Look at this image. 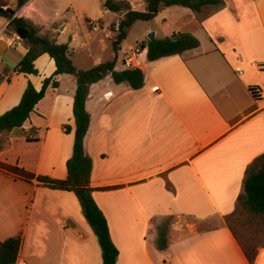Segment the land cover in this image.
<instances>
[{"label": "crops", "instance_id": "obj_1", "mask_svg": "<svg viewBox=\"0 0 264 264\" xmlns=\"http://www.w3.org/2000/svg\"><path fill=\"white\" fill-rule=\"evenodd\" d=\"M124 1L133 10L145 9V0ZM2 4L12 8L17 0ZM101 4L26 0L14 15L67 43L74 65L78 50L79 63L88 64L77 68L112 58L115 70L131 68L123 60L134 47L125 48L122 40L116 52L112 48L111 25L124 13ZM142 21L148 24L142 35L153 31L162 39L186 29L199 43L152 60L141 48L139 88L115 83L110 75L89 86L83 152L92 163L91 194L118 250L116 264H264V246L249 261L225 220L236 211L246 167L264 153V0H223L221 8L198 12L170 5ZM8 22L0 17V114L19 102L28 82L39 90L55 69L42 53L33 61L36 74L16 72L27 45L12 44ZM56 79L58 86L46 88L21 129L0 132V163L66 176L76 83L66 73ZM250 88L258 90L256 97ZM31 127L35 140L26 139ZM18 142L27 152L35 149L30 164L15 150ZM163 224L167 248L160 250L156 237ZM17 234L13 264H102L97 238L72 191L0 166V242Z\"/></svg>", "mask_w": 264, "mask_h": 264}, {"label": "trees", "instance_id": "obj_2", "mask_svg": "<svg viewBox=\"0 0 264 264\" xmlns=\"http://www.w3.org/2000/svg\"><path fill=\"white\" fill-rule=\"evenodd\" d=\"M26 0H17V6H21ZM102 7L110 11L119 13L123 8L128 11L122 14L119 20L118 30L112 37V48L116 52L120 42L126 37L131 24L137 20H150L160 10L170 5H182L193 11H200L203 6H213L215 9L223 6V0H145V9L133 10L127 1L124 0H102ZM15 9L3 8L0 0V17L8 19L7 30L18 33L27 45L23 57L19 60L15 71L22 73L36 74L37 69L33 61L38 55L47 53L54 61L55 69L53 73L43 79L42 86L36 90L31 82H28L19 102L0 114V132L11 131L22 127L24 121L29 117L37 102L45 95L46 88L58 86L56 76L62 73L70 74L76 83L75 93L72 101V115L74 119L73 144L71 156L65 162L66 176L64 178H52L46 175H35L17 165H7L0 163L2 168L22 176L26 180L35 178L37 182L51 189L72 191L81 207L83 216L96 236L100 250L102 264H116L118 250L111 240L106 218L97 206L91 194L93 188L90 186V175L92 170L91 159L83 152V138L89 123V114L85 110V100L88 95L89 86L110 75L115 83L126 82L132 88H139L143 82V75L139 68H125L115 70V58L100 62L90 68H77L71 60V51L67 43H57L48 37L39 34L28 20L14 15ZM87 26L90 21L85 19ZM197 37L190 30L174 31L169 37L147 40L141 43V48L146 47V57L149 60L159 57L180 54L184 50L191 49L198 45ZM145 44V45H143ZM252 94L255 96L252 88ZM256 97V96H255ZM64 131L69 132L70 127L64 125ZM36 129L31 127L26 134L27 140H35L29 133ZM246 213L252 217L264 219V153L257 156L246 167L243 178V192L237 197L236 211L231 215ZM226 216V223L233 232V227L229 223L230 216ZM21 243L20 234L7 237L0 242V264H13L18 255ZM156 245L160 250L167 248V228L163 224L158 228ZM243 251L249 261H252L258 247L252 248L241 243Z\"/></svg>", "mask_w": 264, "mask_h": 264}, {"label": "rangeland", "instance_id": "obj_3", "mask_svg": "<svg viewBox=\"0 0 264 264\" xmlns=\"http://www.w3.org/2000/svg\"><path fill=\"white\" fill-rule=\"evenodd\" d=\"M118 14L120 15L122 14V12L120 11ZM198 19L199 17H197V20ZM146 23L147 22H144L142 20H137L129 27L128 33L126 37L123 39L125 48H128L129 46H132V47L141 46V43L147 41V38H146L147 34L142 35V32L145 29V26L148 25ZM115 24L116 23L114 22L112 26H113L114 31H117L115 29ZM143 50L144 48H142V51ZM78 58H81V57L78 55V50H77L76 56L73 57V60L75 61V65L80 64ZM85 64L87 65L88 63H84L80 65L85 66ZM15 150L20 152L21 160L23 161V163H26V164L31 163L36 153L34 148H31L30 151L27 152V149H25L20 142L16 144ZM15 189L18 190L17 187ZM229 223L233 227L234 234L236 235L238 240L242 244H245L247 247L252 248V247H255V246H258L264 243V219L263 218L252 217L246 213H241L239 215L237 214H235L234 216L231 215L229 219Z\"/></svg>", "mask_w": 264, "mask_h": 264}, {"label": "built area", "instance_id": "obj_4", "mask_svg": "<svg viewBox=\"0 0 264 264\" xmlns=\"http://www.w3.org/2000/svg\"><path fill=\"white\" fill-rule=\"evenodd\" d=\"M115 23H116L115 29L118 30L119 21L117 20ZM92 29L96 30L97 25H92ZM10 37H11V42L14 46H19L24 41L23 38L16 32H12ZM140 53H141V47L140 46L134 47L133 49H131V51L124 58L123 64L126 67L139 68L142 64V60L140 58ZM252 90L256 96L258 90L255 88H252Z\"/></svg>", "mask_w": 264, "mask_h": 264}, {"label": "water", "instance_id": "obj_5", "mask_svg": "<svg viewBox=\"0 0 264 264\" xmlns=\"http://www.w3.org/2000/svg\"><path fill=\"white\" fill-rule=\"evenodd\" d=\"M16 5H14L13 7H12V9H16ZM128 11V8H123L122 10H121V12L122 13H125V12H127ZM147 39L149 40V41H153V40H155V35H154V32L153 31H151V32H149L148 34H147ZM24 41H25V39H23Z\"/></svg>", "mask_w": 264, "mask_h": 264}]
</instances>
